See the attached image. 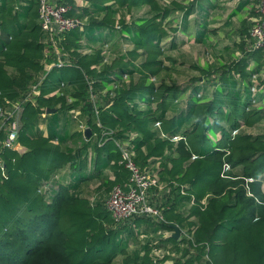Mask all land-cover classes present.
Returning <instances> with one entry per match:
<instances>
[{
    "label": "trees",
    "instance_id": "trees-1",
    "mask_svg": "<svg viewBox=\"0 0 264 264\" xmlns=\"http://www.w3.org/2000/svg\"><path fill=\"white\" fill-rule=\"evenodd\" d=\"M82 1V7L75 0L58 3L70 5L69 15L88 23L62 37L60 46L70 63L52 69L36 104L23 107L19 143L27 152H2L0 264H162L166 257L157 258L152 249L167 246L179 257L174 264H258L253 262L259 259L255 247L264 239V133L245 128L257 130L264 121V89L253 97L250 93L251 76L261 73L264 63L260 52L244 50L249 24L243 20L238 31L241 56L192 66L199 77L185 87L172 86L164 79L151 81L175 69L161 55L190 40L201 42L205 32L215 34L201 22L197 36L184 38L188 16L200 7L207 17L218 0ZM37 4L28 0L21 20L7 2L0 4V105L3 98L20 99L43 73L44 33ZM142 7L147 11L132 18ZM169 31L174 33L170 38ZM105 44L110 54L101 65ZM82 48L92 52L82 55ZM59 82L65 83L64 95L72 102L62 96L45 98ZM110 83L117 86L113 97H102ZM90 87L97 96L93 103ZM187 92L185 105L179 107ZM94 106L102 128L93 118ZM51 108L56 111L42 116ZM70 109L81 111L77 119ZM80 122L90 128L89 138L78 131ZM157 122L167 138L160 139ZM102 129L112 133L99 145V135L93 134ZM211 130L214 137H209ZM130 133L135 137L127 140ZM176 136L181 140L172 141ZM208 141L213 148H207ZM121 147L133 150L141 170L160 160L157 177L166 189L153 190L168 199L162 206L149 204L162 210L163 221L136 216L118 222L102 200L92 203L86 196L89 184L98 180L96 189L107 193L116 184L127 187L129 171L121 162ZM224 164L228 171H223ZM250 178L254 181L248 183ZM206 193L212 197L202 207L198 201ZM192 197L195 205L189 204ZM171 225L189 234L194 227L191 239H174ZM166 232L170 235L163 237ZM142 236L147 239L140 241Z\"/></svg>",
    "mask_w": 264,
    "mask_h": 264
},
{
    "label": "built area",
    "instance_id": "built-area-1",
    "mask_svg": "<svg viewBox=\"0 0 264 264\" xmlns=\"http://www.w3.org/2000/svg\"><path fill=\"white\" fill-rule=\"evenodd\" d=\"M38 1V24L41 31L44 33V57L41 62L43 73L37 77V79L31 83L29 89L26 93L18 100H9L3 98V102L0 105V168H2L5 163H3L2 152L4 150L16 151L19 143V134L21 130V116L23 107L25 104L35 105L37 98L41 95V86L46 81V78L50 71L54 68L61 69L67 66L70 63V57L60 46V41L62 37L67 34L68 31L77 29L82 30L84 26L88 23L87 18H78L75 16H70L69 11L71 9L70 5H63L58 3H52L50 0H37ZM170 0H163V3L168 4ZM77 6H85L86 2L82 0L76 1ZM257 12L258 16L254 19L252 27L249 30V45L247 46L246 52L254 53L258 51L263 57L264 63V0H258L257 3ZM116 29H119V25L115 26ZM123 50L126 51L129 47L127 44L122 46ZM92 52L91 48L82 49L81 54L85 55ZM110 54V49L107 44L101 48V65H104L108 62ZM260 78V79H259ZM122 80L125 82L128 80L127 74L123 75ZM155 79L152 78L151 81ZM251 82L254 85L250 88V93L252 97L256 95L257 92L264 89V66L262 67L261 73L251 76ZM64 82H59L56 85L55 89L49 94L45 95L47 98L50 96H62L65 97L67 103L73 101L71 96L64 95L63 90L66 88ZM90 84V81H88ZM102 92V97L108 96L112 98L114 95V90L117 88L113 83L108 84ZM89 100L91 103L97 99V96L92 92V88H89ZM199 98V95L197 96ZM94 113L97 114V109L94 106ZM46 110H43L42 116L46 115ZM70 114L74 119H77L81 114L77 109H70ZM97 126L101 127L99 120H96ZM156 128L158 130V135L160 139L167 138V135L161 130L160 123H156ZM88 129L83 122H80L78 131L82 134L85 133V130ZM112 132L110 130L102 129L100 134L94 133L95 137H98L99 145L102 142H105L108 135ZM237 133L236 130L232 131V136H235ZM135 137V133H130L127 140H132ZM174 142L180 141L181 137H173L171 139ZM134 152L129 148L121 147V162L125 165V168L129 171V182L126 188H123L121 185H114L111 187L107 194V199L105 201V208L110 212L111 216L118 222H124L128 219L136 216L143 217H152L155 220L163 221L161 215L162 210H158L154 206L149 204V199L153 188H156L157 191H164L166 189L165 185L160 182V178L157 177V171L160 167V160L157 159L155 162V171L149 169L141 170L132 159ZM192 160L196 159L194 155L191 156ZM229 166L224 164L223 171H228ZM113 178V177H112ZM111 178V179H112ZM254 180L252 178L248 179L247 182L251 183ZM264 188V185H263ZM183 195V190L180 191ZM207 198L204 197L199 202V204L204 207L206 205ZM190 205H195L196 200L194 197L190 199ZM194 227L190 228V234L185 229L179 231L180 235L178 240L181 241L183 238L191 239V233L193 232ZM170 235L169 232L163 234L164 237ZM144 236H142L143 238ZM157 241H154L156 244ZM152 252L154 255L163 259L166 257V260L162 264H174L173 259L177 257V253L172 251L169 246L166 248H153ZM205 259L208 260V254H205Z\"/></svg>",
    "mask_w": 264,
    "mask_h": 264
},
{
    "label": "crops",
    "instance_id": "crops-1",
    "mask_svg": "<svg viewBox=\"0 0 264 264\" xmlns=\"http://www.w3.org/2000/svg\"><path fill=\"white\" fill-rule=\"evenodd\" d=\"M50 1L52 3H59L60 0H50ZM76 1L77 0H75V4H76ZM5 2H7L10 6H12L14 11H17L20 17V20H21L22 19L21 14L25 10V8L28 6V0H6V1L0 0V4H3ZM240 3H244L242 5V9L237 10L238 9L237 6ZM257 3H258V0H218L216 3V6L214 7V9L211 10L210 14L207 17L205 16L203 9L199 7L198 12H193L187 18V21H186L187 29L185 31L184 38L186 39L189 38L190 40V39H193L195 36H197L198 32H201L200 31L202 28L200 26L201 22H205L206 27H208L209 29H215V34L205 32L203 40H200L201 42L197 43V42H194V40H190L186 42V44H191L197 47L203 46V48H207V49L211 48L212 51L215 53V56H217L215 57L214 61H217V62L219 61L221 63H227L231 61L234 57L236 58L237 56L238 57L241 56L242 50L239 44L240 37L238 36V31L241 28L243 20H245L249 24L250 27L252 26L254 19L258 16V15H255V16L253 15L254 12L257 13ZM37 7H38V4H37ZM247 46L248 44H246L245 42V48H244L245 51L247 50ZM82 49H80L79 51H81ZM43 57L40 59L41 61H39L40 64L43 60ZM212 61L213 59H211L210 57L209 58L206 57L205 60L199 61V63L197 64L202 66L205 63L212 62ZM49 74L44 84L48 83ZM42 86H41V91H42ZM54 89H55V86L53 89H51V91H53ZM45 98L47 97L45 96ZM152 168L155 169L154 163L149 170H152ZM172 190L173 189H171V191ZM150 192H151V195H150L149 202L151 201L153 205H156V204L162 205L165 199H168V196L166 193H162V192L157 193L153 189L150 190ZM173 193H176V192H173ZM172 196H170L169 199H172L173 198Z\"/></svg>",
    "mask_w": 264,
    "mask_h": 264
},
{
    "label": "rangeland",
    "instance_id": "rangeland-1",
    "mask_svg": "<svg viewBox=\"0 0 264 264\" xmlns=\"http://www.w3.org/2000/svg\"><path fill=\"white\" fill-rule=\"evenodd\" d=\"M161 3H163V0H161ZM140 10V11H139ZM138 11H134L133 12V16L132 18L134 17H138L143 11H147V8L146 7H142V9H139ZM132 18H127V22H130L132 20ZM252 27V26H251ZM174 33L170 32L169 31V38L173 35ZM165 40L162 42L164 43ZM241 54V52H240ZM168 56H171L173 57L175 63H173V65L171 64V62L168 60ZM206 57H210L211 59H215V53L212 51L211 48H203V46H194V45H191V44H186L184 45V47H182L180 50H176V51H172V52H163V54L161 55L160 59L164 61V64L167 65V66H174L175 64V69L172 68V69H169V70H166L165 72L162 73V75L160 77H158V81L157 79L154 80L156 81L155 83H159V81H161L162 79H164V81L168 84V85H172V86H181L182 87H185L186 84H190L192 83V81L195 80V78H198L199 77V72L196 70V69H193L192 66H198L199 64V61H202V60H205ZM141 62V60H140ZM193 64V65H191ZM195 64V65H194ZM174 69V70H173ZM194 76V77H193ZM155 78V77H154ZM190 81V83H189ZM194 83V82H193ZM195 84V83H194ZM183 100H182V103L180 104V99H177V102L180 104L179 107L184 106L186 101H187V98H188V92L186 93V95H183ZM175 102V101H174ZM85 103H88L85 99ZM256 106H262L260 104H256ZM255 106V107H256ZM81 113V111H80ZM95 120H98V113L94 115L93 117ZM84 125H86L85 123H83ZM87 126V125H86ZM261 127H257L256 129L258 130H253V129H246L245 130L249 133H252V134H256L257 132H260V133H264V121L261 122L260 124ZM215 132L213 130H211L209 132V137H214ZM214 147V144L212 141H208L207 142V148L208 149H211ZM108 179H111V173L108 174ZM112 180V179H111ZM100 180H98V182H94V183H91V185L89 184V189L87 188V190L90 193V195H86L89 200L93 203V201L95 199H100L103 201V203L105 204V201L107 199V191L104 190V189H101V188H97V186L100 185L99 183ZM207 199H210L212 196L209 194V193H206L205 196ZM202 197V198H204ZM202 200V199H201ZM201 200H199L198 202H200ZM207 202V200H206ZM158 206H162V205H158ZM119 225V224H118ZM164 237V236H163ZM141 238V240H140ZM139 240L140 241H144L146 240L147 238L146 237H140ZM255 250L259 256V259L258 261H254L253 263H257L258 264H264V239L261 240L260 244L258 245V247H255ZM213 255V253H211ZM119 259L116 260V262H118Z\"/></svg>",
    "mask_w": 264,
    "mask_h": 264
},
{
    "label": "water",
    "instance_id": "water-1",
    "mask_svg": "<svg viewBox=\"0 0 264 264\" xmlns=\"http://www.w3.org/2000/svg\"><path fill=\"white\" fill-rule=\"evenodd\" d=\"M55 111H56V109L51 108V109H47V110H46V113H47V114H51V113H53V112H55ZM84 135H85V138H89V136L91 135L90 128L85 130ZM16 151H17L20 155H22V154H24L25 152H27V149H26V147H24L23 145L20 144V145L17 147ZM171 228H172V230H173V232H174L173 238H174V239H178V238H179V235H180V233H179V231H178V228H177L176 226H174V225H171Z\"/></svg>",
    "mask_w": 264,
    "mask_h": 264
}]
</instances>
